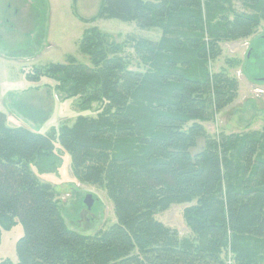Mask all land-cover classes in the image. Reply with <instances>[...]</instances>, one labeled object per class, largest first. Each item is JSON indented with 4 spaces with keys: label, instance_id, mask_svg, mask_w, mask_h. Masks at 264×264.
Returning a JSON list of instances; mask_svg holds the SVG:
<instances>
[{
    "label": "trees",
    "instance_id": "obj_1",
    "mask_svg": "<svg viewBox=\"0 0 264 264\" xmlns=\"http://www.w3.org/2000/svg\"><path fill=\"white\" fill-rule=\"evenodd\" d=\"M233 1L102 0L96 18L160 37L134 39L131 56L92 27L79 43L87 62L70 56L27 74L101 103L58 140L75 176L106 190L117 222L93 235L70 229L56 192L31 168L54 166L55 136L9 127L0 112V224L24 230L17 259L0 264H264V127L212 135L204 126L238 92L235 77L211 69L220 42L248 38L264 21V0H238L245 11ZM173 204H189L190 234L155 218Z\"/></svg>",
    "mask_w": 264,
    "mask_h": 264
},
{
    "label": "rangeland",
    "instance_id": "obj_2",
    "mask_svg": "<svg viewBox=\"0 0 264 264\" xmlns=\"http://www.w3.org/2000/svg\"><path fill=\"white\" fill-rule=\"evenodd\" d=\"M102 0H0V112L9 127L25 126L36 132L55 136L56 158L48 170L38 161L31 164L40 181L56 192L65 224L83 235H93L117 222L112 200L98 185L79 180L71 159L59 142V129L72 125L81 116L96 117L101 103H84L83 96H70L56 88V81L42 77L30 80L27 74L36 66L65 62L74 56L87 57L79 50L85 30L98 27L117 42L125 53L134 55L133 40H157L161 31L142 28L136 22L96 18ZM238 11L247 10L233 1ZM221 54L212 63L213 72L224 70L238 80L236 99L204 122L209 134L261 130L264 127V21L248 38L220 42ZM199 138L192 152L203 149ZM50 162V161H49ZM93 198L89 208L88 195ZM189 204H173L156 213L155 218L176 229L180 236L191 233L184 218ZM21 223L6 229L0 224V259H17L16 241L23 234Z\"/></svg>",
    "mask_w": 264,
    "mask_h": 264
},
{
    "label": "water",
    "instance_id": "obj_3",
    "mask_svg": "<svg viewBox=\"0 0 264 264\" xmlns=\"http://www.w3.org/2000/svg\"><path fill=\"white\" fill-rule=\"evenodd\" d=\"M263 80H264V77H263ZM86 203H87L89 208L93 205V198L90 194L86 198Z\"/></svg>",
    "mask_w": 264,
    "mask_h": 264
}]
</instances>
